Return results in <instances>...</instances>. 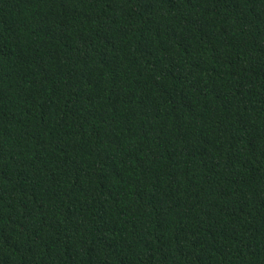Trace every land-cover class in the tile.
<instances>
[{
	"label": "trees",
	"instance_id": "trees-1",
	"mask_svg": "<svg viewBox=\"0 0 264 264\" xmlns=\"http://www.w3.org/2000/svg\"><path fill=\"white\" fill-rule=\"evenodd\" d=\"M0 264H264V0H0Z\"/></svg>",
	"mask_w": 264,
	"mask_h": 264
}]
</instances>
